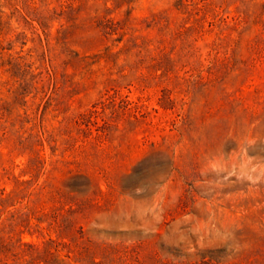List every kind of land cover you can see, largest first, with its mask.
Segmentation results:
<instances>
[{
  "label": "rangeland",
  "instance_id": "obj_1",
  "mask_svg": "<svg viewBox=\"0 0 264 264\" xmlns=\"http://www.w3.org/2000/svg\"><path fill=\"white\" fill-rule=\"evenodd\" d=\"M0 264H264V0H0Z\"/></svg>",
  "mask_w": 264,
  "mask_h": 264
}]
</instances>
